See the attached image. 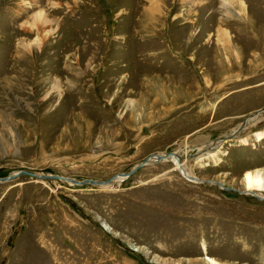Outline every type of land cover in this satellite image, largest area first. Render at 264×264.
<instances>
[{
  "label": "rangeland",
  "instance_id": "1",
  "mask_svg": "<svg viewBox=\"0 0 264 264\" xmlns=\"http://www.w3.org/2000/svg\"><path fill=\"white\" fill-rule=\"evenodd\" d=\"M260 109L264 0H0V264H264Z\"/></svg>",
  "mask_w": 264,
  "mask_h": 264
},
{
  "label": "bare ground",
  "instance_id": "2",
  "mask_svg": "<svg viewBox=\"0 0 264 264\" xmlns=\"http://www.w3.org/2000/svg\"><path fill=\"white\" fill-rule=\"evenodd\" d=\"M228 1V0H227ZM25 4V3H24ZM22 4V5H24ZM55 4V3H54ZM58 4V3H56ZM31 5V3H30ZM239 7H240V10L244 13V15L247 14V4L243 1H239ZM44 13V12H43ZM42 13V14H43ZM35 14V13H34ZM40 15V14H39ZM38 17H41L39 16ZM44 16H45V13H44ZM43 16V17H44ZM36 17V16H35ZM35 19V18H34ZM45 19V18H44ZM37 21H40V20H37ZM47 21V20H45ZM49 21V20H48ZM41 22V21H40ZM31 23H34L33 21ZM48 24V23H47ZM54 24V23H53ZM44 27V26H43ZM47 27V26H46ZM21 29L22 31H25V32H28L30 30V27L28 26V28L26 26H23L21 25ZM52 29V27H51ZM31 32V31H30ZM49 32V31H48ZM55 33V32H54ZM47 34V33H46ZM51 34V32H50ZM49 34V35H50ZM229 34V33H227ZM225 39V38H224ZM227 39V38H226ZM23 44L25 46H28L27 45V42H23ZM31 50V48H29ZM56 86V85H55ZM57 88V87H56ZM261 110V109H260ZM264 118V110H261L260 112H257V113H254L252 115H249L248 118H246V125H244L243 129H245L247 127V124L248 125H255L257 124L259 121H261L262 119ZM240 127V126H239ZM238 127V128H239ZM238 128L233 132V133H237L238 132ZM242 129V130H243ZM232 133V134H233ZM232 134H228V135H225L223 138H217V139H214V141L211 142V145H215V146H219L223 143V141H218V140H228V139H231V138H228L230 136H232ZM255 135H256V139L258 140H261L264 138V131H259V132H255ZM236 137V136H235ZM234 138V137H233ZM242 142L244 143H247L248 142V139L245 137H242ZM195 150V149H194ZM193 150V152H194ZM200 150H202L201 148H197L195 151L198 153H201ZM203 152V151H202ZM196 154V153H195ZM196 154V155H197ZM215 153H212L210 156H212V158H215ZM193 154L189 152V147L185 148L183 151H178V152H175V153H167V154H154L152 155L151 157H148L146 158L147 159V163H152L154 161H164V160H171L173 161L174 163V169H178L180 172H183V174L185 175L186 178L188 179H192L194 181H198V178L194 175V173H191L189 170L186 169V166L184 165L183 162H181V157H185V159H189ZM200 159H202V156L198 157ZM145 164V165H146ZM58 178H62V176H59ZM125 178L127 177H122V176H117L115 178H112L111 180L107 181V182H100V183H95L99 186H101L102 188H111V181H114L118 182V181H123L125 180ZM40 179V178H38ZM64 179V178H63ZM66 179V177H65ZM41 180H47V179H41ZM73 181V179H70ZM50 181V180H49ZM199 181H202L199 179ZM111 182V183H110ZM75 183V182H74ZM109 183V184H108ZM244 183H245V188L243 189V192H248V193H254L256 194L257 192H260L264 189V176H263V173L259 170V169H256L254 171H246L245 174H244ZM78 184V183H77ZM221 186H224L222 183L220 184ZM258 194V193H257ZM259 195V194H258ZM263 198V197H261ZM101 222V226L106 230V231H112L113 228L111 227L110 224H108L107 222H105L104 220H102L101 218L99 219ZM135 251H139V250H142V247L140 246H136V245H132L131 246ZM204 251H206V248L204 246ZM206 260H208L210 262V264H220L214 257L212 256H206L205 257Z\"/></svg>",
  "mask_w": 264,
  "mask_h": 264
},
{
  "label": "water",
  "instance_id": "3",
  "mask_svg": "<svg viewBox=\"0 0 264 264\" xmlns=\"http://www.w3.org/2000/svg\"><path fill=\"white\" fill-rule=\"evenodd\" d=\"M247 120L245 119L242 124L240 125V127L238 128V132H240L244 125H246V122ZM237 133H233L232 136L228 137V138H233L235 137ZM147 162V159H144V161L141 163V164H138L137 166H135L131 171H127V172H122V173H119L117 175L119 176H122V177H129L131 176L138 168H140L141 166L145 165ZM21 175H30L32 177H36V178H40V179H48V180H52V176L51 175H39V174H36V173H33V172H29V171H20L19 173H16V174H11L9 176H6V177H3V178H0V182H6V181H9L11 179H15ZM55 177H59V176H55ZM73 179V178H72ZM111 179V178H110ZM73 181L75 183H78V184H85V183H100V181H97V180H92V179H87V180H83V181H77L76 179H73ZM108 181V180H107ZM218 183V182H217ZM221 184V183H219ZM131 248V247H130ZM132 249V248H131Z\"/></svg>",
  "mask_w": 264,
  "mask_h": 264
}]
</instances>
